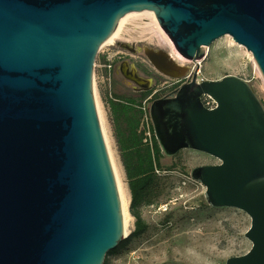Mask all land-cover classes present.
Here are the masks:
<instances>
[{"label":"water","instance_id":"1","mask_svg":"<svg viewBox=\"0 0 264 264\" xmlns=\"http://www.w3.org/2000/svg\"><path fill=\"white\" fill-rule=\"evenodd\" d=\"M141 11L195 63L231 35L264 78V0H0V264H103L127 237L94 67L117 21ZM145 55L168 77L188 71L167 50ZM120 71L136 87L154 83L128 60ZM196 76L151 103L155 136L168 156L192 148L219 159L190 173L210 205L251 217V248L226 264H264V105L239 76Z\"/></svg>","mask_w":264,"mask_h":264},{"label":"rangeland","instance_id":"2","mask_svg":"<svg viewBox=\"0 0 264 264\" xmlns=\"http://www.w3.org/2000/svg\"><path fill=\"white\" fill-rule=\"evenodd\" d=\"M147 13L150 12H136L131 15L132 20L123 23L119 38L113 43L105 42L100 48L94 67V98L103 134L116 180L118 176L127 197L128 182L106 102L111 94L126 95L134 91V83L120 71L124 60L135 63L143 76L156 81L154 88L160 89L172 80L154 68L145 49L173 50L180 57L179 63L186 65L189 71L197 72L198 81L236 75L245 79L264 101V78L251 51L244 45L231 46L226 34L206 46L205 59L195 63L175 51L168 36L157 23L171 45L151 23ZM119 41L134 43L137 51L121 47ZM144 105L149 111L151 102H144ZM218 162L215 156L192 148L182 149L172 156L163 153V169L158 173L162 192L154 202L141 207L145 230L131 238L117 253L107 255L108 264H226L228 257L246 253L252 246L245 235L251 226L249 214L237 207L210 205L206 199V186L191 177L193 167ZM161 205H167V210L161 209ZM129 206L130 202L126 236L136 227V218L130 213Z\"/></svg>","mask_w":264,"mask_h":264},{"label":"trees","instance_id":"3","mask_svg":"<svg viewBox=\"0 0 264 264\" xmlns=\"http://www.w3.org/2000/svg\"><path fill=\"white\" fill-rule=\"evenodd\" d=\"M150 94L151 90L133 91L126 95L111 94L106 98L110 108L113 134L131 192L129 210L136 218L135 229L115 248L109 250L107 255L117 253L131 238L144 232L141 207L154 202L162 192L158 173L163 169L161 164L163 152L152 123L151 139L147 138L144 128V102ZM262 103L264 105V101ZM103 264H108L106 258Z\"/></svg>","mask_w":264,"mask_h":264},{"label":"bare ground","instance_id":"4","mask_svg":"<svg viewBox=\"0 0 264 264\" xmlns=\"http://www.w3.org/2000/svg\"><path fill=\"white\" fill-rule=\"evenodd\" d=\"M135 13H132V14H127L123 17H121L115 27L113 28L112 32L110 33V35L107 37L106 39V44L107 43H113L114 41H116L117 38H119L120 36V30L123 26V23L126 21V20H132V17L131 15H133ZM148 17L151 19V23H153L158 29L159 31L161 32V34L165 37V39L167 40V42L170 44V41L168 40V38L165 36V34L161 31V29L159 28L157 22L155 21L153 15L151 13H147ZM227 36L230 37V40H231V46H235V45H238V46H243L242 44L236 42L233 37L229 34H227ZM171 45V44H170ZM173 56H176L175 55V52L173 50L169 51ZM177 57V58H176ZM175 58L177 60H180V57L176 56ZM117 175V173H116ZM117 183H118V188H119V191H120V196H121V202H122V209H123V214H124V227H125V233L127 235V229H126V214H127V206H128V203H129V196L127 197V195H124V191H123V188L121 186V183L118 179V176H117Z\"/></svg>","mask_w":264,"mask_h":264},{"label":"flooded vegetation","instance_id":"5","mask_svg":"<svg viewBox=\"0 0 264 264\" xmlns=\"http://www.w3.org/2000/svg\"><path fill=\"white\" fill-rule=\"evenodd\" d=\"M131 63V62H129ZM138 68V66H137ZM138 73L140 75H142L140 72H139V69H138ZM143 76V75H142ZM187 76V77H186ZM145 77V76H144ZM186 77V79H182V81L180 82H177L176 79L177 78H172L170 77L169 79L172 80V83H170L169 85H165L163 87H161L160 89H155L154 88V85H156V81H154L152 87L150 89H142L140 87H136L134 85V91L135 92H140V91H149L151 90V94L149 95V97L146 99V102H153L155 99H158V98H161V97H168L170 95H174L175 93V90H177L181 85L183 84H187L189 83L193 77H194V72L192 71H187L185 76L181 77V78H184ZM197 77V76H196ZM204 80V79H203ZM166 82H168L169 80H165ZM201 81V80H200ZM203 99V98H202ZM150 107V106H149Z\"/></svg>","mask_w":264,"mask_h":264},{"label":"built area","instance_id":"6","mask_svg":"<svg viewBox=\"0 0 264 264\" xmlns=\"http://www.w3.org/2000/svg\"><path fill=\"white\" fill-rule=\"evenodd\" d=\"M182 79H184V78H177L176 81L180 82V81H182ZM203 102L209 108H213V107L216 106L215 100L213 98H211L210 96H208V95L203 96ZM144 111H145V114H144L145 134H146L148 139H151V135H152L151 126H150L151 118H150L149 111L146 109V106L144 107ZM160 208L163 209L164 211H166L167 210V205H161Z\"/></svg>","mask_w":264,"mask_h":264},{"label":"crops","instance_id":"7","mask_svg":"<svg viewBox=\"0 0 264 264\" xmlns=\"http://www.w3.org/2000/svg\"><path fill=\"white\" fill-rule=\"evenodd\" d=\"M113 132V131H112ZM114 135V134H113ZM115 141H116V139H115ZM116 147H117V149H118V146H117V142H116ZM120 160H121V158H120ZM121 163H122V161H121ZM122 166H123V164H122ZM123 169H124V166H123ZM124 173H125V169H124ZM125 176H126V174H125ZM127 182H128V180H127ZM128 196H129V202L131 201V192H130V188H129V186H128Z\"/></svg>","mask_w":264,"mask_h":264}]
</instances>
